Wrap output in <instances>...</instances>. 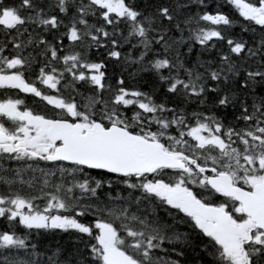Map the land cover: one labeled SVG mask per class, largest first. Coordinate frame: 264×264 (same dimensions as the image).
Segmentation results:
<instances>
[{"label": "snow or ice", "instance_id": "6c2138e0", "mask_svg": "<svg viewBox=\"0 0 264 264\" xmlns=\"http://www.w3.org/2000/svg\"><path fill=\"white\" fill-rule=\"evenodd\" d=\"M0 89V264H264V0H0Z\"/></svg>", "mask_w": 264, "mask_h": 264}, {"label": "trees", "instance_id": "16d2710c", "mask_svg": "<svg viewBox=\"0 0 264 264\" xmlns=\"http://www.w3.org/2000/svg\"><path fill=\"white\" fill-rule=\"evenodd\" d=\"M238 30V29H237ZM50 38V37H49ZM68 42L65 40V44ZM14 97L15 98H25L26 104L35 110H40L41 109V102L33 103L34 100L38 101V98H35L31 96V94H24V93H19L18 91H14ZM49 239L55 242L56 240H59L61 243L66 242V234H59L58 236H49Z\"/></svg>", "mask_w": 264, "mask_h": 264}]
</instances>
